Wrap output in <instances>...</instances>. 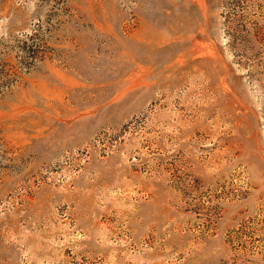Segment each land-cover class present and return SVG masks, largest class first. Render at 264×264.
<instances>
[{
  "label": "rangeland",
  "instance_id": "374dc122",
  "mask_svg": "<svg viewBox=\"0 0 264 264\" xmlns=\"http://www.w3.org/2000/svg\"><path fill=\"white\" fill-rule=\"evenodd\" d=\"M0 264H264V0H0Z\"/></svg>",
  "mask_w": 264,
  "mask_h": 264
}]
</instances>
